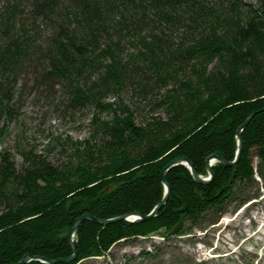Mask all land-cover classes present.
Returning a JSON list of instances; mask_svg holds the SVG:
<instances>
[{
    "label": "trees",
    "instance_id": "16d2710c",
    "mask_svg": "<svg viewBox=\"0 0 264 264\" xmlns=\"http://www.w3.org/2000/svg\"><path fill=\"white\" fill-rule=\"evenodd\" d=\"M27 89L87 110L92 132L70 143L59 164L33 147L18 150L19 163L0 151V264L26 253L70 256L69 233L84 214L147 215L164 195L170 161L186 158L205 176L209 156L234 160L236 132L252 113L235 166L214 162L207 183L182 164L170 167L169 195L154 217L85 219L74 234L76 259L53 264L190 233L207 213H221L236 187L264 179V0H0L4 128L18 121Z\"/></svg>",
    "mask_w": 264,
    "mask_h": 264
},
{
    "label": "rangeland",
    "instance_id": "374dc122",
    "mask_svg": "<svg viewBox=\"0 0 264 264\" xmlns=\"http://www.w3.org/2000/svg\"><path fill=\"white\" fill-rule=\"evenodd\" d=\"M47 95L45 91L39 94L27 89L19 103L18 121L4 128L6 123L0 118V131H5L0 133V151L6 149L18 163V150L33 147L59 164L69 152L70 143L91 135L87 110H66L59 103V93L53 97ZM142 111L139 105L138 120L142 119ZM251 153L256 165V150L252 149ZM207 176L208 172L203 177ZM235 193V198L223 205L221 213H207L200 226L193 227L190 233L118 242L106 256L84 259L77 264H264V234H259L264 224V179L236 187ZM242 200L245 202L239 205ZM184 225L188 229L190 221ZM223 242L229 244L222 246ZM149 251L157 256L146 258L142 254Z\"/></svg>",
    "mask_w": 264,
    "mask_h": 264
},
{
    "label": "water",
    "instance_id": "95a60500",
    "mask_svg": "<svg viewBox=\"0 0 264 264\" xmlns=\"http://www.w3.org/2000/svg\"><path fill=\"white\" fill-rule=\"evenodd\" d=\"M254 115H255V113H252L242 123V125L238 128V130L236 132L237 150H236V155H235L234 160L226 161L225 159L221 158L218 155H211L205 160V167H206V170L208 172V176L207 177H203V176L199 175L195 171L193 164L186 158H177V159H174V160L170 161L164 167V169L162 171V183L164 185V195H163L161 201L147 215H142V214L136 213V212H129V213H125V214L116 216L114 218H110V219H100V218L91 216L90 214H84V215L80 216L76 220L74 226L70 230L69 243H70V246L72 248V254L70 256L65 257V258H60V259H47L45 257L32 256L31 254L26 253L21 258V260L18 261L17 263H15V264H24V263H26V262H28L30 260H39V261L50 263V264L57 263V262L74 261L76 259L77 255H78L77 240L74 238V234H75L76 230L78 229L80 222L85 220V219H90V220L95 221V222H97L99 224L106 225V224H109V223H112V222H116V221H119V220H127V221H130V222H141V221H145V220H148V219L154 217L157 214V212L161 209V207L164 205V203L166 202L167 197L169 195L170 186H169V184H168V182H167V180L165 178L166 171L170 167H172L174 165L182 164V165H185L188 168V170L190 171V173H191V175H192V177H193V179L195 181H197L199 183H207L214 176V172L212 170V164H213L214 161L220 162V163L228 165V166H235L237 161L240 158V154H241L242 147H243L241 131L247 126V124L250 122V120L252 119V117Z\"/></svg>",
    "mask_w": 264,
    "mask_h": 264
},
{
    "label": "bare ground",
    "instance_id": "6f19581e",
    "mask_svg": "<svg viewBox=\"0 0 264 264\" xmlns=\"http://www.w3.org/2000/svg\"><path fill=\"white\" fill-rule=\"evenodd\" d=\"M238 232H239V231H238ZM258 232H259V231H258ZM259 234H260V235H263V234H264V224L262 225V230L259 232ZM259 238H260V237H259ZM228 244H229L228 242H227V243H226V242H225V243L223 242L221 245H222V246H226V245H228ZM260 244H261V243H260Z\"/></svg>",
    "mask_w": 264,
    "mask_h": 264
}]
</instances>
